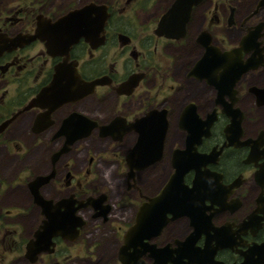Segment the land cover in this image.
Masks as SVG:
<instances>
[{"label":"flooded vegetation","instance_id":"af4514ba","mask_svg":"<svg viewBox=\"0 0 264 264\" xmlns=\"http://www.w3.org/2000/svg\"><path fill=\"white\" fill-rule=\"evenodd\" d=\"M0 158V264H264V0H0Z\"/></svg>","mask_w":264,"mask_h":264},{"label":"water","instance_id":"95a60500","mask_svg":"<svg viewBox=\"0 0 264 264\" xmlns=\"http://www.w3.org/2000/svg\"><path fill=\"white\" fill-rule=\"evenodd\" d=\"M193 3H194V1H193ZM190 6H191V5H189V7H188V13H189L190 10H191V7H190ZM88 129H89V128H88ZM84 131H85V130H84ZM86 135H88V131H85V132H82V133H79V134H75V135H71V137H70L69 139H71V141L73 142V140L75 141V140H77L78 138L84 137V136H86ZM42 241H43V240H42ZM42 241H41V238H39L38 241L34 243V245H35L36 248H34V250H32V251H34V252L36 253V252L39 250V247L41 246Z\"/></svg>","mask_w":264,"mask_h":264},{"label":"rangeland","instance_id":"374dc122","mask_svg":"<svg viewBox=\"0 0 264 264\" xmlns=\"http://www.w3.org/2000/svg\"><path fill=\"white\" fill-rule=\"evenodd\" d=\"M0 159H1V158H0ZM7 161H8V159H1V160H0V163L5 164V167H6V163H7ZM33 164L37 165V163H35V162H33ZM35 165H34V166H35ZM33 168H35V167H33ZM98 169H99V168H98ZM14 171H15V167H11V170L9 171V174H13ZM6 172H7V174H8V170H7ZM106 173H109V170H106Z\"/></svg>","mask_w":264,"mask_h":264}]
</instances>
